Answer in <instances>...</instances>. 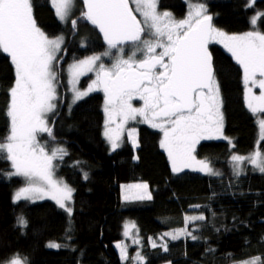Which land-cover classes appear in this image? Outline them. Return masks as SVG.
I'll list each match as a JSON object with an SVG mask.
<instances>
[{"label":"trees","instance_id":"16d2710c","mask_svg":"<svg viewBox=\"0 0 264 264\" xmlns=\"http://www.w3.org/2000/svg\"><path fill=\"white\" fill-rule=\"evenodd\" d=\"M158 10L174 18L186 17L189 2L202 4L214 18V26L229 32H264V17L255 26L251 19L264 13V0H158ZM40 28L51 37L66 38L61 57L55 62L58 72L57 109L48 114L55 140L46 133L38 141L47 150L64 148L63 159L54 160L55 172L72 191L69 214L52 198L15 200L16 192L26 186L22 176H7L13 171L10 161L0 159V264L13 256L26 258V264H233L260 256L264 259V173L247 160L237 175L232 156L264 154L257 114L247 106L243 68L222 45L211 41L215 76L223 100L225 134L233 140H205L196 154L207 159L219 176L192 170L173 172L167 153L161 147L163 133L142 120L128 123L139 132L137 149L125 136L121 148L112 151L103 130L104 96L95 92L69 107L67 66L92 54H102L108 45L97 27L82 18L86 10L77 0L69 22L61 21L50 0H32ZM76 20L75 27L71 21ZM148 38V37H145ZM125 46H132L126 44ZM130 51V50H129ZM128 50L125 51V57ZM113 54L116 50H112ZM114 55L104 58L112 64ZM90 75L83 78L85 84ZM15 69L8 54L0 50V141L8 135L10 118L9 89ZM264 119V113H261ZM85 173L87 179H85ZM147 181L151 199L123 200V183ZM205 216L190 225L198 239L167 238L168 251L153 248L151 237L160 239L171 226L184 223V214ZM23 216L27 227L17 218ZM133 221L139 230L143 261L134 257L131 247L122 260L116 241L122 239L124 224ZM50 242L62 245L48 247ZM66 245V246H63ZM212 249L213 251H209Z\"/></svg>","mask_w":264,"mask_h":264},{"label":"snow or ice","instance_id":"6c2138e0","mask_svg":"<svg viewBox=\"0 0 264 264\" xmlns=\"http://www.w3.org/2000/svg\"><path fill=\"white\" fill-rule=\"evenodd\" d=\"M50 2L57 17L61 21L66 20L74 0ZM254 3L255 0H250L248 7ZM83 4L86 10L82 11V18L99 28L108 50L69 66L73 103L102 87L108 115L106 125L113 116L121 118L115 130L106 129L104 133L112 150L120 147L124 124L140 116L143 122L163 131L164 138L160 143L168 152L173 172L198 165L200 171L219 175L207 159L196 160L193 155L200 140L212 138L213 133H221L223 126L220 88L207 46L210 40L218 39L232 53L243 68L245 84L252 85L246 94L248 108L254 114L264 113V32L256 30L242 35H227L213 27L212 17L206 14L202 4L194 6L188 17L180 21H176L169 12H158V0H83ZM138 15L142 19H138ZM260 17H264V13H257L251 24L255 26ZM76 23V20L71 21L73 27ZM129 42L132 48L125 58L124 45ZM63 43V35L49 38L38 27L31 0H0V50L10 56L15 69L5 113L10 118L9 133L0 141V159L10 161L13 169L5 175L26 179V186L16 192L15 200L34 201L50 196L71 214L72 208L66 207L65 201L71 200L73 189L62 179L54 178L56 165L53 164L57 158L62 160L67 152L63 148L47 150L48 142L42 145L37 139L39 133H46L55 140L46 117L50 113L55 114L57 109L58 72L55 62L61 59L57 53ZM113 55L110 68L103 63L97 64L101 56ZM92 71L96 72V80L87 90L80 91L76 87L79 77ZM253 87L260 90L258 96L253 94ZM134 98L143 101L142 107H133ZM259 126L264 139V120L259 121ZM135 133V129L128 132L133 145L137 143ZM232 160L237 164L247 160L264 173V154L259 151L248 157L234 155ZM129 187L142 191L133 197L125 195V200L151 199L147 184ZM204 219L202 215L185 217V223ZM17 223L21 227L28 225L23 216L17 218ZM128 228L126 225L125 235L129 234ZM182 235L198 239L185 227L162 234V243L158 245L153 240L152 247H160L167 252L168 244L164 238L170 236L177 240ZM48 247L59 248L62 245L50 242ZM121 251L124 252L123 247ZM136 259L143 261L144 258L137 253ZM5 264H26V258L21 259L17 254ZM236 264H264V259L256 256Z\"/></svg>","mask_w":264,"mask_h":264},{"label":"rangeland","instance_id":"374dc122","mask_svg":"<svg viewBox=\"0 0 264 264\" xmlns=\"http://www.w3.org/2000/svg\"><path fill=\"white\" fill-rule=\"evenodd\" d=\"M76 2H77V0H74V3H73V5L69 8V12H68V17L66 18V20H64L63 22H65V23H67V22H69V20L72 18V14H73V11H74V9H75V6H76ZM31 3H32V0H31ZM189 12L194 8V6H196V5H201V4H195V3H191V2H189ZM133 6V8L135 7L134 5H132ZM158 6H159V2H158ZM158 6H157V10L159 9L158 8ZM32 9H33V4H32ZM189 12H188V14H189ZM188 14L186 15V17H184V18H180V19H177V18H174L173 16V18L176 20V21H180V20H184V19H186L187 17H188ZM33 15H34V9H33ZM138 17L140 18V19H142L139 15H138ZM34 18H35V16H34ZM36 20V19H35ZM38 25V24H37ZM39 27V26H38ZM214 28L215 29H217V30H219V31H222V32H224V33H226L227 35H242V34H244V33H246V32H241V33H236V32H229V31H227V30H225V29H223V28H220V27H217V26H214ZM41 30L42 31H44L42 28H41ZM47 34V33H46ZM48 35V34H47ZM49 36V35H48ZM64 36V35H63ZM49 38H53V37H51V36H49ZM212 42H214V43H218V44H220V45H222L223 47H224V49L230 54V55H232V53L231 52H229L228 51V49L227 48H225V46H224V44L223 43H220L219 42V40L218 39H216V40H211ZM64 43H65V36H64ZM64 43L61 45V51H62V48H63V45H64ZM131 48H132V46H125V51H129V50H131ZM61 51L59 52V53H57V55L59 56L60 55V53H61ZM93 55H101V54H92V55H90V56H93ZM89 57V56H88ZM108 56H101V60L100 61H98L97 62V64H99V63H103V64H105L106 62H104V58H107ZM87 58V57H86ZM83 59H85V58H83ZM83 59H81V60H83ZM235 59V58H234ZM236 60V59H235ZM78 61H80V60H78ZM78 61H75V62H78ZM75 62H72V63H70L68 66H67V68H66V72H67V86H68V91H69V107H72L73 105H75L77 102H79L80 100H82L83 98H85V97H87V96H89L90 94H92V93H95V92H100L101 91V87H97L94 91H92V92H89V94L87 95V96H84L82 99H80V100H78V101H76L75 103H73V93H72V84L70 83V79H71V76H70V71H69V66L70 65H72L73 63H75ZM112 65V64H111ZM88 75H90L91 76V78L85 83V84H83L82 82H83V78L84 77H86V76H88ZM94 80H96V72L95 71H92V72H86L84 75H82V76H80L79 77V80H78V83H77V85H76V87L80 90V91H85V90H87V88H88V86L90 85V84H92V81H94ZM245 83V82H244ZM245 87H246V94H247V89L249 88V87H252V85L251 84H248V85H246L245 84ZM219 88H220V86H219ZM57 93H58V90H57ZM253 94L254 95H259L260 94V90L258 89V88H256V87H253ZM58 96H59V94H58ZM57 96V97H58ZM220 96H221V90H220ZM221 99H222V96H221ZM132 105H133V107H137V108H139V107H142V105H143V101H141V100H139L138 98H134L133 100H132ZM103 110H104V113H105V122H106V120H108V115L106 114V112H105V99H104V102H103ZM221 112H222V115H223V126H222V130H221V133H213L212 134V138H210V139H202V140H200L199 141V143L200 142H202V141H205V140H227V141H229L231 144H232V146H234V144H233V140L230 138V137H228L226 134H225V118H224V111H223V100H222V105H221ZM257 114V116H258V123H259V121L260 120H264L263 118H262V116H261V113H256ZM48 118H49V115H47V117H46V119L48 120ZM120 120H121V118L120 117H118V116H113V118H112V120L106 125V123H105V126H104V133H105V131H106V129H113V130H115L116 128H117V125L120 123ZM136 120H142L143 121V118L142 117H140V116H137V119ZM136 120H129L126 124H124V126H123V130L121 131V134H120V141H119V143H120V147L123 145V143H124V138H125V136L126 135H128V132L131 130V129H133V128H129L128 127V123H130V122H132V121H136ZM48 125H49V122H48ZM135 129V128H134ZM156 129H158V130H161V129H159V128H156ZM136 130V133H135V136H136V141H137V143L134 145V147H135V149H137V147L139 146V132H138V129H135ZM162 131V130H161ZM162 133H163V131H162ZM205 135L207 136L208 135V133H205ZM106 137V136H105ZM129 137V136H128ZM224 137H227V139H224ZM262 137V132H261V128H260V138ZM163 138H164V133H163V136H162V140H163ZM106 140H107V142H108V144H109V147H110V149L112 150V148H111V142L109 141V139L106 137ZM198 143V144H199ZM198 144H196V146H195V151L193 152V155L196 157V160H205V159H202V158H199L198 156H197V154H196V149H197V146H198ZM120 147H118L117 149H119ZM162 149L167 153V155H168V152H167V150L165 149V148H163L162 147ZM116 150V149H115ZM113 151V150H112ZM234 155H237V156H240L239 154H237V153H234L233 154V156ZM169 157V156H168ZM170 160V159H169ZM209 162V161H208ZM170 163H171V160H170ZM210 163V162H209ZM53 164H55L54 163V161H53ZM233 165H234V169H235V172L237 173V172H239V175L240 174H242L243 173V171H244V164H243V162L241 161V162H239L238 164L236 163V162H234L233 161ZM171 166H172V163H171ZM210 166L213 168V170L214 171H216V172H218V173H220L211 163H210ZM255 169H257V168H255ZM184 170H192V171H197V172H201V173H204V174H209V173H206V172H203V171H200L199 170V168H198V165H194L193 167H189V168H184L182 171H184ZM258 170V169H257ZM209 175H211V174H209ZM220 175V174H219ZM219 175H214V176H219ZM54 178L55 179H62L61 177H58L57 176V174H56V172H55V170H54ZM63 180V179H62ZM64 181V180H63ZM64 183H66L65 181H64ZM67 184V183H66ZM138 184H147L148 185V192L149 193H151V189H150V186H149V183L147 182V181H138V182H129V183H123V185H122V194H123V200L125 201V202H130V201H133V200H137V199H132V198H130V199H128V200H125L124 199V197H125V195H129V197H133V196H135L136 194H138L139 192H141L142 190H140V189H136V188H134V187H129V186H132V185H138ZM68 185V184H67ZM69 186V185H68ZM70 187V186H69ZM46 198H51L50 196H45ZM54 200V199H53ZM69 203H70V200H68V201H65V204H66V207H69ZM202 214H199V213H196V212H192V213H185L184 214V223L183 224H181V225H178V226H171L169 229H167V230H165L162 234H164V233H172V232H174L175 230H179V229H184L185 227H187V229H188V231H190V225L192 224V223H195L196 221H198V220H193V221H189L187 224L185 223V217H196V216H201ZM202 216H204V215H202ZM205 217V216H204ZM134 223L133 222H131V221H127L126 223H125V226L126 225H128L129 226V228H128V232H129V234L128 235H125V226H124V233H123V238L122 239H120V240H118V241H116V246H117V248H118V250H119V252H120V254H121V258H122V256L123 257H128V254H129V250L131 249V247H135V250H137V248H138V245L140 246V237H139V233H138V231H137V228H136V226L135 227H132V225H133ZM135 225V224H134ZM162 234L161 235H159V236H162ZM180 237H186L185 235H182V236H180ZM167 238H171L170 236L169 237H165L164 238V240L167 242ZM153 240H155L156 241V243L159 245L160 243H162V241L159 239H156L155 237H151V245H152V241ZM136 241H138V242H136ZM124 248V252L122 253V251H121V248ZM141 250V249H140ZM142 254V253H141ZM136 255V254H135ZM142 256H143V254H142ZM256 257V256H255ZM260 257V256H259ZM126 258H122V260H125ZM22 259V258H21ZM249 258H246V259H242V260H239V261H236V262H240V261H244V260H248ZM236 262H234L233 264H236ZM166 264H169V263H166Z\"/></svg>","mask_w":264,"mask_h":264},{"label":"bare ground","instance_id":"6f19581e","mask_svg":"<svg viewBox=\"0 0 264 264\" xmlns=\"http://www.w3.org/2000/svg\"><path fill=\"white\" fill-rule=\"evenodd\" d=\"M65 41H66V38H65ZM65 44V43H64ZM63 47H64V45H63ZM63 49V48H62ZM62 52V51H61ZM103 136H104V138H105V140H106V137H105V135H104V130H103ZM37 139H38V137H37ZM124 140H125V138H124ZM128 140L130 141V143L133 145V143H132V140L128 137ZM106 142H107V140H106ZM107 144H108V142H107ZM139 145H140V142H139ZM108 146H109V144H108ZM134 146V145H133ZM122 147V146H121ZM120 147V148H121ZM139 147V146H138ZM137 147V148H138ZM135 148V147H134ZM64 149V148H63ZM117 150V149H116ZM114 151V150H113ZM131 222H133V221H131ZM134 223V222H133ZM135 224V223H134ZM124 226H125V224H124ZM136 226V225H135ZM136 228H137V226H136ZM137 231H138V233H139V230H138V228H137ZM123 233H124V229H123V232H122V238H123ZM124 239V238H123ZM137 253H139L141 256H142V252H141V250L139 249V248H137V250H135V253H134V257L136 258V256H137ZM136 254V255H135Z\"/></svg>","mask_w":264,"mask_h":264},{"label":"water","instance_id":"95a60500","mask_svg":"<svg viewBox=\"0 0 264 264\" xmlns=\"http://www.w3.org/2000/svg\"><path fill=\"white\" fill-rule=\"evenodd\" d=\"M130 6L131 7H133L132 6V4L130 3ZM211 17H212V21H211V23H212V25H213V27H214V18H213V16L212 15H210ZM137 18L138 19H140L138 16H137ZM97 29L99 30V28L97 27ZM99 32H100V30H99ZM100 34L103 36V33H101L100 32ZM104 38V37H103ZM106 42V41H105ZM107 43V42H106ZM131 42H129V43H127V44H130ZM210 44H211V40L209 41V43H208V51H209V53L211 54V57H212V64H213V68H214V60H213V55H212V51H211V48H210ZM126 45V44H125ZM214 70H215V68H214Z\"/></svg>","mask_w":264,"mask_h":264},{"label":"flooded vegetation","instance_id":"af4514ba","mask_svg":"<svg viewBox=\"0 0 264 264\" xmlns=\"http://www.w3.org/2000/svg\"><path fill=\"white\" fill-rule=\"evenodd\" d=\"M158 12H160V13H163L162 11H160V10H158ZM165 12V11H164ZM159 51V50H158ZM127 57V56H126ZM125 57V58H126ZM139 58V57H138ZM105 65V67L106 68H110L111 67V64H108V63H105L104 64ZM102 94H103V96H104V99H105V93H104V91H103V88L101 87V91H100Z\"/></svg>","mask_w":264,"mask_h":264},{"label":"crops","instance_id":"0c3cea01","mask_svg":"<svg viewBox=\"0 0 264 264\" xmlns=\"http://www.w3.org/2000/svg\"><path fill=\"white\" fill-rule=\"evenodd\" d=\"M131 128H133V129H134V127H131ZM131 128H130V129H131ZM135 129H137V128H135Z\"/></svg>","mask_w":264,"mask_h":264}]
</instances>
